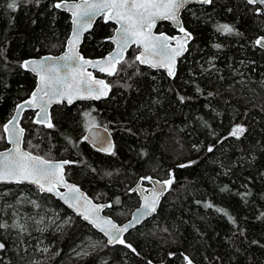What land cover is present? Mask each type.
Returning <instances> with one entry per match:
<instances>
[{"label":"trees","instance_id":"16d2710c","mask_svg":"<svg viewBox=\"0 0 264 264\" xmlns=\"http://www.w3.org/2000/svg\"><path fill=\"white\" fill-rule=\"evenodd\" d=\"M54 2L41 0L39 7L22 3L11 12L7 0H0V125L34 85V77L19 63L28 57L57 54L63 47L69 15L53 9ZM255 8L245 0H214L212 5L196 4L184 10L182 19L193 39L178 60L174 78L138 64L124 66V71L113 76L117 83L104 100L54 107V129L27 118L31 111L24 113L26 148L75 162L67 165L66 177L94 200L109 201L112 207L106 212L117 222L139 200L126 190L132 180L146 175L168 178L172 172L174 183L156 214L125 236L136 253L123 245L108 246L100 233L35 187L2 184L24 189L40 205L34 207L27 198L17 205L19 193L14 194L11 204L23 209V215L38 218L37 213L54 210L68 223L52 228L29 222L22 243L16 231L0 229V242L6 245L0 251V264H185L181 253L196 264H264V219H258L264 212V50L253 47L255 38L264 34V21ZM216 23L233 25L242 35H221L215 31ZM112 29V23L97 20L85 35L81 52L87 56L105 53L111 47L105 38ZM163 29L172 30L168 24ZM214 43L222 47L216 49ZM134 58L131 49L126 60ZM136 68L142 75H134ZM126 84L131 87H123ZM178 94L189 99L180 103ZM85 113L112 129L115 156L83 141ZM235 124L246 127L244 136L223 140ZM5 145L0 141V148ZM209 146H214L211 153ZM190 161L196 163L178 167ZM225 185L229 191L221 192ZM248 191L251 195L245 203L237 193ZM197 200L227 209L236 225ZM37 227L46 230L36 231ZM87 238H96L101 246L78 257ZM42 242L48 247L46 253L38 251ZM42 254L45 258L39 259Z\"/></svg>","mask_w":264,"mask_h":264},{"label":"snow or ice","instance_id":"6c2138e0","mask_svg":"<svg viewBox=\"0 0 264 264\" xmlns=\"http://www.w3.org/2000/svg\"><path fill=\"white\" fill-rule=\"evenodd\" d=\"M193 2L200 5H212L214 0H78V2L76 0H71V2L70 0H55L51 5L53 9L69 11L73 17V31L72 36L68 40V50L60 57L29 59L19 63L21 69L35 74L37 85L30 98L21 104H17L15 114L2 126L3 132L7 134V142L12 147L0 151V183H15L17 185L28 183L35 185L39 192L54 193L67 203L69 207L76 209L81 207L80 202L83 201L84 211L78 212V214L93 227L103 232L108 238V244L123 245L133 253H136V249L122 238L123 234L129 230L132 222L119 226L111 218L101 217L99 213L106 207H112V205L92 203L80 192L78 187L65 181L64 166L75 162L68 160L53 162L45 156L34 155L31 151L25 150L22 147L25 130L19 126L18 116L23 108L31 107L36 109L35 115L37 119L33 121L34 123L47 129H54L55 125L48 111L53 103L66 101L68 104H72L74 100H99L107 96L112 85L104 80L94 78L90 72L86 73L84 71L86 66L106 72L108 76H114L124 71V66L132 68L138 62L140 65H146L152 69L163 68L169 77L174 78L176 76L177 58L188 51L189 41L193 39L192 33L184 28L180 20V12L186 5ZM22 3H35L39 7L41 0H7L6 7L11 12H16ZM246 3L253 6H264V0H246ZM255 11L259 15L264 9L255 8ZM97 16H103L105 22L114 21L118 27L114 30V35L108 38L115 45L114 51L103 60L92 61L85 59L79 54L77 45L82 34L91 28L92 22ZM165 20L171 21L182 35L168 37L163 33L154 34L152 29L156 26L157 21ZM214 28L216 32L224 36L242 35L233 25L228 23H216ZM172 41H175V46L172 45ZM133 45L136 46L138 54L134 60L128 61L125 59L124 53ZM212 46L216 49L222 47L219 43H214ZM253 47L264 49V36L257 37L253 41ZM49 61L53 62L49 63ZM61 69L64 70L63 73H61ZM134 75H142L139 68H136ZM123 87L130 88L131 85L126 84ZM197 91H199V88H197ZM208 95L211 96L213 93ZM186 99L189 98L178 94L180 103H184ZM90 115V113H85V116ZM86 127L91 130L96 125L89 122ZM246 131L247 129L243 124H235L231 127L228 135L223 137V140H227L229 137L239 140ZM105 132H107V128H105ZM66 139H68L70 144L73 143L71 138ZM83 139H91L98 152H104L111 156L116 155L115 146L110 140L98 134L93 135L91 138L85 136ZM219 142L222 141L218 140ZM28 143L31 146V142L29 141ZM207 151L209 153L213 152L214 146H209ZM146 154L142 153V155ZM194 163L196 162L190 161L188 164H179L178 167L185 168ZM106 174L112 175L111 172ZM168 175L169 178L163 181L153 180L151 176H142L136 187L129 189L130 193L135 192L142 197L140 208L133 214V219L137 223L142 218L157 212V205L161 196L170 190L174 183L172 172H169ZM144 181L151 183V189L143 188ZM60 187L66 188L67 193L60 192L58 190ZM220 191H229L228 186L225 185ZM145 192L149 194L144 195ZM237 195L247 203L246 197L250 196L251 192H238ZM24 202L22 199H18L17 205ZM27 202L36 208L40 207L35 200ZM115 203H120L119 197L116 198ZM196 203L202 205L205 209H214L216 213L226 217L229 223L236 225L234 216L227 209L210 201L202 202L197 200ZM5 208H13V218L11 223L0 219V229L16 231L21 243L23 242V236L29 233V222L36 225H41L44 222L43 217L39 219L35 215L24 217L11 204L0 207V212H3ZM258 219H264V212L260 213ZM65 223H68V221H65ZM35 230L43 232L46 229L37 227ZM161 231L167 232L168 229L163 228ZM240 234L243 235V232ZM252 243L259 244V241H253ZM261 246L264 247V245ZM5 248L6 245L0 242V251H4ZM38 251L46 253L48 248H38ZM171 255L174 254L170 253ZM181 255L185 264H193L188 255L183 253ZM32 264H40V262L32 261ZM148 264H151V261Z\"/></svg>","mask_w":264,"mask_h":264},{"label":"water","instance_id":"95a60500","mask_svg":"<svg viewBox=\"0 0 264 264\" xmlns=\"http://www.w3.org/2000/svg\"><path fill=\"white\" fill-rule=\"evenodd\" d=\"M245 1H246V0H245ZM70 2H71V0H70ZM76 2H78V0H76ZM194 4H198V3H195V2L190 3L189 5H186L185 8L182 9L181 12H180V20H181V22H182L184 28H185L187 31H189V30H188V29L185 27V25H184V22H183V19H182V12H183L185 9H187L189 6L194 5ZM257 8H262V9H264V6L257 5ZM58 10L64 11V12H66V13L69 15V25H70V28H69L68 36H67L66 39H65L63 49H62L59 53H57V54L45 53V54H42V55H39V56H34V57H28V58H25V59H23L22 61L29 60V59H42L43 57H53V58H56V57H60V56L64 55L65 52L68 50V40H69V38L72 36V31H73V24H72V19H73V17H72V15H71V12H69V11H65V10H63V9H58ZM261 15L263 16V21H264V11L261 12ZM99 19H102V20L105 22L103 16H97V17L93 20L91 28H89L86 32H84V33L82 34L81 38H80V41H79V43H78V45H77V51L79 52V54H80L81 56H83V55H82V53L80 52V47H81V45H82V43H83V39H84L85 35H86V34L92 29V27L94 26V24L96 23V21L99 20ZM165 21H166V20H165ZM108 22H111L112 24H114V30L118 27V25H116L114 21H108ZM158 22H160V21H157V23H158ZM167 22L171 23V25L173 26V23H172L171 21H167ZM157 23H156V24H157ZM155 27H156V26H155ZM155 27L152 29V31H153V33L156 34V35H159L160 33H163V34H165V35L168 36V37L181 36V35H182V33H180L179 30H178L176 27H174V26H173V27H174V29L176 30V32H175V34H174L173 36H170L169 33L165 32V31H155ZM114 30H113V33H112L109 37H111L112 35H114ZM189 32H190V31H189ZM259 36H264V34H260V35H258L257 37H259ZM109 37L106 38L108 41H110V40L108 39ZM257 37H256V38H257ZM256 38H255V39H256ZM110 42H111V41H110ZM189 42H191V41H189ZM172 45L175 46V41H172ZM133 46H135V45H133ZM135 47H136V46H135ZM258 48H259V47H258ZM114 49H115V45L112 44V48H111L108 52H106L104 55H102V56L95 57V58H88V57H84V56H83V57H84L85 59L92 60V61L103 60V59H104L105 57H107L110 53H112V52L114 51ZM260 49H261V48H260ZM263 50H264V49H263ZM124 55H126V52L124 53ZM22 61H21V62H22ZM52 62H53V61H49V63H52ZM176 66H177V62H176ZM161 69H163V68H161ZM23 70H24V69H23ZM163 70L166 72L165 69H163ZM175 70H176V69H175ZM25 71H26V70H25ZM63 71H64V70L61 69V73H63ZM84 71H85L86 73H87V72H90V73H92V75H93V71H97V72H99L100 74H103L104 76H108L106 72H102V71H100L99 69H97V68H93V67H91V66H86V67L84 68ZM30 73H31V72H30ZM31 74L34 76V78H35V82H34V85H33L32 89H31L29 95H28L26 98H23V99H21V100H19V101H17V102L15 103V105H14V107H13V110H12L11 114H10L9 117L3 122V124H5L9 119H11L12 115L15 114V111H16V105H17V104H21V103H23L25 100L29 99L30 96H31V93L36 89V85H37V77L35 76V74H33V73H31ZM166 74H167V72H166ZM167 76H168V75H167ZM93 77L96 78V79L104 80L106 83H108V82L105 80L104 77H101V76H93ZM108 84H109V83H108ZM109 93H110V91L108 92V95H109ZM108 95L105 96V97H102V98L99 99V100H74L72 104H74V103H76V102H78V101H101V100L107 98ZM62 104H65V105H67V106L72 105V104H68L66 101L61 102V103H53V104L49 107V109H48V111H49V115L51 116V109H52L55 105H62ZM29 110H33V111H35V112H34V116L32 117V121H34V120L37 119V117H36V115H35V113H36V109H33V108H31V107H25V108H23V109L20 111V113H19V116H18V123H19V126L22 127L24 130H25V128H24V126L22 125V119H23L24 113L27 112V111H29ZM38 125H39V124H38ZM95 125H96V124H95ZM105 128H106V127L103 126V125H96V127L93 128V129H91V130H89V128L87 127V128L85 129V131H84L83 137L88 136V137L91 138L93 135L98 134L99 136L104 137V138L110 140V142L114 145V138H113L111 132L108 130V128H107V132H105ZM3 133H4V132H3ZM24 136H25V132H24ZM24 136H23V139H24ZM84 141H85L87 144H89L90 146H92L94 149H96V147L93 145L91 139H89V140H84ZM4 142H5L6 146L3 147V148H0V151H4V150H6L7 148L12 147V145L9 144V143L7 142V134H6V133H4ZM22 147H23L25 150H27V149L24 147L23 143H22ZM34 155H37V154H34ZM50 160H52L53 162H58V161H63L64 159H50ZM65 166H66V165H65ZM65 166H64V168H65ZM151 177H153V176H151ZM168 178H169V177H168ZM168 178L153 177V180H160V181H163V180H166V179H168ZM64 179H65V181H66L68 184H73V185H75L76 187H78V188L80 189V192L83 193V195L86 196V197L88 198V200H90L92 203H94V204H104V205L111 204L109 201H96V200H94L92 197H90V196L87 194V192H86L84 189H82V188L78 185V183H75L74 181L69 180V179L65 176V174H64ZM139 179H140V178H139ZM139 179L137 180V182L139 181ZM137 182L134 183V184L131 186V188H135ZM145 182L148 183V185H144V184H143V185H142L143 188H145V189H151V187H152L151 183H149L148 181H145ZM2 184H15V183H0V185H2ZM24 184H25V185H30V186H33V187L36 188L35 185H31V184H28V183H24ZM36 189H37V188H36ZM58 190H59L60 192L67 193V189H66V188L60 187ZM37 191H38V190H37ZM38 192H39V191H38ZM167 192H168V191H166V192L164 193V195L161 196L160 201H161V199L166 195ZM39 193H41V192H39ZM44 194L50 195V196H52L53 198L57 199L62 205H64L67 209H69L74 215L78 216L83 222L87 223V224L90 225L95 231H97L98 233H100V234L102 235V237L105 239V241L107 242V244H108V238H107V236H105L104 233L101 232L98 228L93 227L88 221L84 220L83 217H82L81 215L78 214V212H83V211H84L83 201L80 202L81 207H80L79 209H76V208H73V207H69V205H68L67 203H65L63 200H61V199H60L57 195H55L54 193H44ZM148 194H149V193H147V192L144 193V195H148ZM136 195H137V197L139 198V204L136 205V206L131 210V212H130V214H129V217H128L125 221H123V222H117V221L114 220L110 215L107 214L106 211H107L110 207H106V208H104V209L99 213V215H100L101 217L111 218V219H112L117 225H119V226L127 225V224H129L130 221L132 222V225L129 227V230H128L126 233L123 234V237H122V238H125V236L127 235L128 232H130L131 230L135 229L137 226L141 225V224H142L143 222H145L147 219L151 218L152 216H154V215L156 214V213H154V214H152V215H150V216L144 217V218H142V219L139 221V223H137V222L133 219V214L136 213V210H137L138 208H140V205H141V203H142V197H141V195L138 194V193H136ZM160 201H159V203H158V205H157V210H158V207H159ZM108 245H112V244H108ZM193 264H196V263L193 261Z\"/></svg>","mask_w":264,"mask_h":264},{"label":"rangeland","instance_id":"374dc122","mask_svg":"<svg viewBox=\"0 0 264 264\" xmlns=\"http://www.w3.org/2000/svg\"><path fill=\"white\" fill-rule=\"evenodd\" d=\"M115 78L116 77H112V78L108 79L111 85H114V84L117 83L116 80H115ZM118 85H120L119 82H118ZM80 108H82V107H80ZM27 118H29L32 121V115L28 116ZM27 118H23L22 123H27V121H28ZM82 119H83L82 126L87 125L89 122H94V123L97 122L94 117H89V116H86L85 117L84 116ZM2 126H3V123L0 125V141H4V133H3ZM33 131L34 130L31 131L32 136H33ZM41 155H43L45 157L48 156L46 158H51V159H54L55 158V157H53L52 155H49V154H41ZM66 173L69 175L68 171H66ZM164 178H167V177H164ZM134 181L135 180H132V182L128 184L127 189H126L127 191L131 187V185L134 183ZM16 193H19L18 196H16L17 197V200L18 199H23V198H27L28 201L31 200L30 197H29V193H27L24 189H18L16 187H5L4 185H2V186H0V203H3L4 204L2 207L11 204L12 199L10 197L13 196ZM95 200L96 201H105V200H103L101 198H96ZM138 204H139V200L135 204V206L138 205ZM114 210L119 211V210H122V208L116 207V208H114ZM46 211H48V212H44L43 211V212L37 213V215L39 216L37 219H39L40 217H43L44 218V222L41 225H43L45 227L46 226H52V228H54L53 226H59V227H61L62 226V223L65 224V220L60 219V217L58 216V214H57L56 211H54V210H48V209H46ZM126 211L129 212V214H130V211L131 210H126ZM12 212H13V208H5L3 212H0V219L9 220L8 222L11 223L12 218H13L12 217ZM19 212L23 215L24 210L21 209V208H19ZM36 212L37 211L35 210V213ZM129 214H128V216L125 219H123L120 222L125 221L129 217ZM23 216L24 217H27L26 215H23ZM84 241H85V243L81 246V248H80V251L81 252H80V255L78 257H80V256L83 257V255H85V253L88 254L90 252H94L95 250H98L100 248V246H101V243H98L97 242L98 240L96 238H95V241H94L93 238H87ZM43 242L39 246L40 249L44 248ZM106 244H107V242H106ZM38 257H40L39 259L45 258V256L43 254L42 255H39Z\"/></svg>","mask_w":264,"mask_h":264},{"label":"flooded vegetation","instance_id":"af4514ba","mask_svg":"<svg viewBox=\"0 0 264 264\" xmlns=\"http://www.w3.org/2000/svg\"><path fill=\"white\" fill-rule=\"evenodd\" d=\"M194 5H196V4H194ZM186 10V9H185ZM183 13V12H182ZM99 20H102V19H99ZM103 21V20H102ZM111 23V22H110ZM164 24H168L171 28H172V30L171 31H168V30H165V29H163V25ZM113 30H114V24H113V29H112V33H113ZM155 31H165V32H167V33H169V35L170 36H173L174 34H175V32H176V30L174 29V27L171 25V23H169V22H167V21H160V22H158L157 24H156V27H155ZM69 33V32H68ZM111 33V34H112ZM110 34V35H111ZM109 35V36H110ZM68 36V35H67ZM66 36V37H67ZM108 36V37H109ZM107 38V37H106ZM105 38V40L106 41H108L107 39ZM66 39V38H65ZM192 41V40H191ZM64 42H65V40H64ZM110 44H111V47H110V49L112 48V43L110 42V41H108ZM189 44H190V42H189ZM188 44V45H189ZM82 46V45H81ZM63 47H64V44H63ZM63 47H62V49H63ZM61 49V50H62ZM109 49V50H110ZM131 49H134V52H135V56L138 54V50H137V48L135 47V46H131L127 51H126V55H125V59H126V57H127V54H128V51H130ZM60 50V51H61ZM109 50H107L106 52H108ZM59 51V52H60ZM80 52H81V47H80ZM105 52V53H106ZM187 52V51H186ZM186 52L183 54V56L186 54ZM82 53V52H81ZM105 53H103L102 55H104ZM82 55L84 56V57H88V58H95V57H99V56H102V55H99V56H87V55H84L83 53H82ZM183 56H181V57H179V58H177V63H178V60L180 59V58H182ZM137 64L139 65V66H143V67H145V68H147V69H149V70H151V71H163L164 72V74L167 76V74H166V72L163 70V69H152V68H149L148 66H146V65H140L138 62H137ZM176 69H177V66H176ZM31 74V73H30ZM32 75V74H31ZM33 76V75H32ZM93 76H101V77H104L105 78V80L110 84V82H109V80L108 79H110V78H112L113 76H104L103 74H100L99 72H97V71H93ZM34 77V76H33ZM167 77H169V76H167ZM169 78H173V77H169ZM34 82H35V78H34ZM111 85V84H110ZM111 91V90H110ZM26 98V97H25ZM104 100V99H103ZM19 101V100H18ZM78 102H98V101H78ZM78 102H76V103H78ZM16 103V102H15ZM15 105V104H14ZM62 105H65V104H62ZM73 105V104H72ZM57 106H61V105H55L54 107H57ZM14 107V106H13ZM53 107V108H54ZM52 108V109H53ZM52 109H51V118H52ZM13 110V109H12ZM12 110H11V112H12ZM29 111H31V115H32V117L34 116V112L35 111H33V110H29ZM11 114V113H10ZM9 117V116H8ZM89 117H92V114L89 116ZM92 123H94V122H92ZM94 124H97V123H94ZM98 125H103V126H105L106 128H108V130L111 132V134H112V136H113V138H114V135H113V132H112V129L110 128V127H108L107 125H104V124H98ZM84 127V131H85V129L87 128L86 127V125L85 126H83ZM45 128V127H44ZM83 134H84V132H83ZM24 139H25V136H24ZM24 139H23V145H24V147L26 148V146H25V144H24ZM82 139H83V136H82ZM83 141H84V139H83ZM85 142V141H84ZM86 143V142H85ZM89 145V144H88ZM114 146H115V138H114ZM92 147V146H91ZM93 148V147H92ZM115 148V147H114ZM27 149V148H26ZM28 150V149H27ZM96 150V149H95ZM29 151V150H28ZM33 154H37V153H34V152H32ZM104 153V152H103ZM37 155H41V154H37ZM42 156V155H41ZM47 159H49V158H47ZM54 159H56V158H54ZM61 159H64V160H68V159H65V158H61ZM69 161V160H68ZM66 167H67V165L65 166V173H66ZM65 176H67V174L65 175ZM146 176H152V175H146ZM140 177H142V176H139L138 178H136L135 179V181H134V183H136L137 182V180L140 178ZM153 177H156V176H153ZM70 180V179H69ZM133 183V184H134ZM132 184V185H133ZM143 184L144 185H148V183H146L145 181L143 182ZM131 185V186H132ZM131 188V187H130ZM129 188V189H130ZM133 193H135V192H133ZM136 194V193H135ZM131 212V211H130Z\"/></svg>","mask_w":264,"mask_h":264},{"label":"bare ground","instance_id":"6f19581e","mask_svg":"<svg viewBox=\"0 0 264 264\" xmlns=\"http://www.w3.org/2000/svg\"><path fill=\"white\" fill-rule=\"evenodd\" d=\"M96 125H98V124H96ZM84 130V129H83ZM64 174H65V168H64ZM113 245H116V244H112V245H109V246H113Z\"/></svg>","mask_w":264,"mask_h":264}]
</instances>
